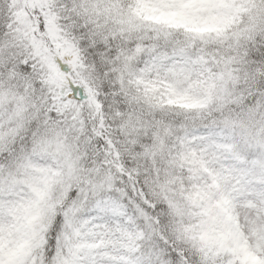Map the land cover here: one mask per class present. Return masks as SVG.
<instances>
[{"label": "snow or ice", "instance_id": "snow-or-ice-1", "mask_svg": "<svg viewBox=\"0 0 264 264\" xmlns=\"http://www.w3.org/2000/svg\"><path fill=\"white\" fill-rule=\"evenodd\" d=\"M0 264H264V0H0Z\"/></svg>", "mask_w": 264, "mask_h": 264}]
</instances>
